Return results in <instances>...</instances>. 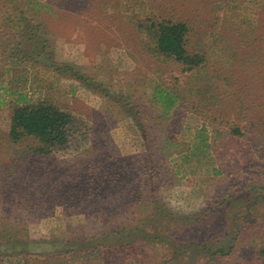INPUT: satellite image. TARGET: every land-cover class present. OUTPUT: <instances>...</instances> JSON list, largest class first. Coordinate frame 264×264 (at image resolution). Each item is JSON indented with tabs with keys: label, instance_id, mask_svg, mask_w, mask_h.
<instances>
[{
	"label": "rangeland",
	"instance_id": "374dc122",
	"mask_svg": "<svg viewBox=\"0 0 264 264\" xmlns=\"http://www.w3.org/2000/svg\"><path fill=\"white\" fill-rule=\"evenodd\" d=\"M39 1L49 10L0 0V232L24 233L0 238V264H264V162L251 176L165 143L206 121L195 108L212 98L189 94L210 75L242 101L238 121L264 135V0ZM20 18L39 30L23 52ZM164 19L187 26L199 68L155 52ZM36 47L71 71L38 64ZM160 92L179 102L166 112ZM20 95L71 113L85 139L51 155L32 153L36 140H9ZM235 224L237 249L212 255L233 243Z\"/></svg>",
	"mask_w": 264,
	"mask_h": 264
},
{
	"label": "trees",
	"instance_id": "16d2710c",
	"mask_svg": "<svg viewBox=\"0 0 264 264\" xmlns=\"http://www.w3.org/2000/svg\"><path fill=\"white\" fill-rule=\"evenodd\" d=\"M24 4L31 7L34 13L38 10H49V6L39 0H28V2H24ZM12 6L16 7L15 4ZM31 23H33V19L30 20L29 18H20L15 22L16 26L20 27L19 34H21L22 38V41L16 46L17 48L21 47L20 52H23L27 48L33 49L32 46L35 44L34 41L39 37L38 27L36 25L33 27ZM154 30L156 33L155 52L157 54L170 57L172 61L181 65L183 70L192 72L201 66L200 63L202 62V58L199 55L191 54L188 50V29L184 23L164 19L157 24ZM34 49L35 50L30 52L31 55H34L36 58H41V56L45 58L44 62L37 59L38 64L41 63L53 71H64L65 73L71 71V67L68 65H58L59 62H56L53 58L52 51L46 56L41 53L42 47H39V49L36 47ZM215 80V75H210L207 76L206 79L199 80L200 82H207V85H203V88L197 87L192 89L189 94L200 96L203 102L209 97L212 98L211 101L206 104V110H201L199 107L195 108V110L201 111L206 121L197 128L193 137H190L189 140L186 139L182 144L173 138L172 141H166L165 143L172 146V154L174 152L181 153L187 150L191 152V154L206 155L220 165V162H226L230 168L235 171L241 170L243 173L251 176H261L260 172L254 173V170L260 166L259 162L261 160L264 162V135H259L254 138L250 124L248 122L242 124L238 121V117L235 116L241 114L243 111L242 109L244 107L242 101L234 90L231 91L226 89V87L221 90L222 85L218 84L220 80ZM229 82L231 81H228L227 78V87L234 89V83ZM211 88L215 90V93ZM161 92L159 93L160 99V96H162ZM224 93H227V95L224 96ZM161 100L164 103L163 108L166 112L170 110L171 103L173 109L175 104L179 102L178 97L173 94L172 99L164 97ZM26 101V97L20 95L16 104L11 106L10 124L7 136L12 142H19L23 138L33 139L38 142V145L31 149L32 153L51 155L55 151L66 150L70 143L75 140L79 141L82 137L85 139V132L80 130L77 121L68 111L49 103H41L34 106L27 105ZM230 101L233 103L230 104ZM193 106H195V103H193L192 108ZM229 116H233L235 120H224L225 117ZM171 152H169V154H171ZM243 154H245V157ZM228 165L224 164L223 171H225ZM212 170L221 172L217 167H212ZM256 187L257 186L254 185V188ZM233 194V192H230L228 196L231 198ZM259 196L255 198H259ZM262 199H264V197H262ZM194 215L199 219L202 214L199 213ZM234 226L236 233L228 239L229 242L233 241V243L227 246L221 245L215 247L213 252H211L212 255L218 253V256L221 257L230 254V251L235 247L234 244L242 232L241 228H238L239 225L235 224ZM127 231L123 232L126 233ZM20 233L21 232L14 233L10 230L2 229L0 238L7 239L9 243H13L21 240L19 237L24 233ZM121 233H117V235L121 237ZM103 234L110 235L112 233L108 230ZM104 247H106V245H104ZM226 247L228 250H226ZM210 249L211 248L208 250L210 251ZM235 249L237 248L235 247ZM259 254L264 255V247L260 249Z\"/></svg>",
	"mask_w": 264,
	"mask_h": 264
}]
</instances>
